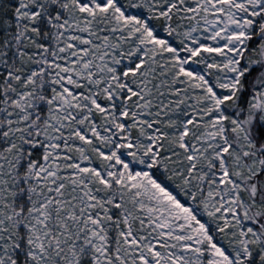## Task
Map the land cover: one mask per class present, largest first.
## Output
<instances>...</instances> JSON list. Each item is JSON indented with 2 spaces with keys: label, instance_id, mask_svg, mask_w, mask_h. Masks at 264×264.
Here are the masks:
<instances>
[{
  "label": "snow or ice",
  "instance_id": "6c2138e0",
  "mask_svg": "<svg viewBox=\"0 0 264 264\" xmlns=\"http://www.w3.org/2000/svg\"><path fill=\"white\" fill-rule=\"evenodd\" d=\"M0 264H264V0H0Z\"/></svg>",
  "mask_w": 264,
  "mask_h": 264
}]
</instances>
